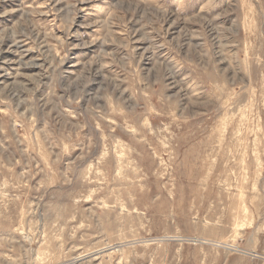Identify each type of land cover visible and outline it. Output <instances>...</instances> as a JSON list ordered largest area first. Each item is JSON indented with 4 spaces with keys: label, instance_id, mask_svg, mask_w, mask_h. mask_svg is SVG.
I'll return each mask as SVG.
<instances>
[{
    "label": "rangeland",
    "instance_id": "rangeland-1",
    "mask_svg": "<svg viewBox=\"0 0 264 264\" xmlns=\"http://www.w3.org/2000/svg\"><path fill=\"white\" fill-rule=\"evenodd\" d=\"M0 264H264V0H0Z\"/></svg>",
    "mask_w": 264,
    "mask_h": 264
}]
</instances>
